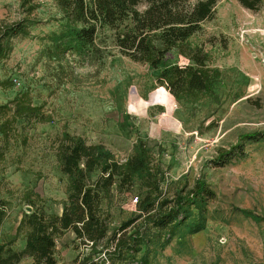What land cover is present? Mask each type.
I'll use <instances>...</instances> for the list:
<instances>
[{"label":"rangeland","instance_id":"rangeland-1","mask_svg":"<svg viewBox=\"0 0 264 264\" xmlns=\"http://www.w3.org/2000/svg\"><path fill=\"white\" fill-rule=\"evenodd\" d=\"M25 19L27 34L13 40L0 62V77L12 82L9 89L0 88V104L27 92L52 121L20 120L18 136L6 149L0 141V196L8 202L0 232L14 238L23 212L32 211L19 200L27 190L39 195L37 205L47 213L61 212L66 180L55 148L63 132L105 145L120 161L140 138L165 176L164 187L199 179L215 192L204 229L194 234L180 230L149 264H264V221L240 212L264 217V140L244 142L240 156L217 162L242 135L264 133V0L256 12L236 0H217L213 19L201 24L197 41L211 50L222 77L213 95L197 103L174 102L156 83L162 67L130 60L109 39L105 55L48 57L46 47L64 29L54 1L0 0V24ZM107 34L103 29L98 39ZM171 61L184 64L182 58ZM106 188L103 207L110 234L135 211L138 196L136 191L117 192L114 183ZM20 238L14 247L22 245ZM72 238L69 232L56 237L59 264H79L80 250ZM103 247L101 242L91 249L97 264H108Z\"/></svg>","mask_w":264,"mask_h":264},{"label":"trees","instance_id":"trees-1","mask_svg":"<svg viewBox=\"0 0 264 264\" xmlns=\"http://www.w3.org/2000/svg\"><path fill=\"white\" fill-rule=\"evenodd\" d=\"M64 29L46 47L48 57L66 54L96 57L108 54L105 39L121 55L151 67H162L156 83L177 104L197 103L210 98L222 77L213 65V55L204 41H197L201 24L213 19L217 0H53ZM250 11H259L263 0H236ZM144 5L141 9L140 6ZM25 20L0 24V62L6 59L13 40L28 32ZM106 29L108 34L98 39ZM103 44V45H101ZM182 58L184 64L172 62ZM12 82L0 77V88ZM49 123L52 115L42 104H35L27 92L0 104V141L6 149L18 136L17 122ZM264 140L256 132L240 137V143L222 151L220 164L240 156L244 142ZM60 173L65 177V199L59 214L47 213L37 205L39 195L22 193L19 200L31 207L17 222L14 238L0 241V264H59L56 237L69 232L79 247V264H97L90 255L103 242L102 255L108 264H149L150 258L164 250L181 230L194 234L205 227L208 204L215 192L203 180L192 185L164 187L165 176L148 148L137 139L131 153L122 161L101 143L89 144L81 136L63 132L55 148ZM4 151L0 147V163ZM216 162V163H217ZM96 177L92 179V175ZM119 193L136 191L135 211L108 234L109 213L103 207L108 184ZM8 202L0 196V227L8 216ZM242 215L255 222L264 221L247 210ZM22 239V248L14 247ZM102 260V259H101Z\"/></svg>","mask_w":264,"mask_h":264},{"label":"crops","instance_id":"crops-1","mask_svg":"<svg viewBox=\"0 0 264 264\" xmlns=\"http://www.w3.org/2000/svg\"><path fill=\"white\" fill-rule=\"evenodd\" d=\"M16 225H17V224H16ZM8 237H9L8 234H5V233H3V232H0V241H1L2 239H4V238H8ZM23 245H24V242L22 241V245L19 246V249L22 248ZM30 263H31V261H30L29 259L23 261V264H30Z\"/></svg>","mask_w":264,"mask_h":264},{"label":"water","instance_id":"water-1","mask_svg":"<svg viewBox=\"0 0 264 264\" xmlns=\"http://www.w3.org/2000/svg\"><path fill=\"white\" fill-rule=\"evenodd\" d=\"M160 88H163V87H160ZM159 88V89H160ZM164 89V88H163ZM172 97V96H171ZM172 100L175 102L174 98L172 97ZM175 107V105L173 104V108ZM30 209V208H29Z\"/></svg>","mask_w":264,"mask_h":264},{"label":"built area","instance_id":"built-area-1","mask_svg":"<svg viewBox=\"0 0 264 264\" xmlns=\"http://www.w3.org/2000/svg\"><path fill=\"white\" fill-rule=\"evenodd\" d=\"M133 202H134V204H135V202H136V199H134V201H133Z\"/></svg>","mask_w":264,"mask_h":264}]
</instances>
